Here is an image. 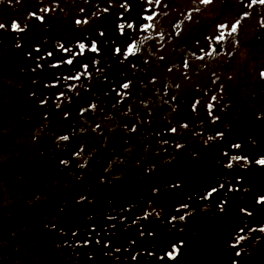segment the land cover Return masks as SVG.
<instances>
[{
	"label": "flooded vegetation",
	"instance_id": "af4514ba",
	"mask_svg": "<svg viewBox=\"0 0 264 264\" xmlns=\"http://www.w3.org/2000/svg\"><path fill=\"white\" fill-rule=\"evenodd\" d=\"M43 7L42 26L27 45L33 109L23 121L6 108L18 103L13 86L0 85V185L14 183L18 168L33 167L56 198L63 185L110 184L112 171L128 170L130 156L160 151L176 132L236 141L256 138L264 126L260 0ZM248 100L250 113H242Z\"/></svg>",
	"mask_w": 264,
	"mask_h": 264
},
{
	"label": "trees",
	"instance_id": "16d2710c",
	"mask_svg": "<svg viewBox=\"0 0 264 264\" xmlns=\"http://www.w3.org/2000/svg\"><path fill=\"white\" fill-rule=\"evenodd\" d=\"M142 184L132 181L118 195L100 198L93 206L92 217L88 218L77 206L70 214L59 213L61 218L57 224L66 232L79 226L82 239L89 244L88 247L82 245L83 248L62 244L47 250H33L31 227L42 220L39 210L47 203L38 209L36 217L30 218L26 209L19 207L15 212L13 205L19 206V202H11L0 194V264H21L30 257L38 260L36 264H220L215 261L233 258L238 228L259 223V218L251 217L249 212L239 214L238 206L247 205V198L252 196H264L263 169L242 172L236 168L226 169L217 150L197 158L185 157L181 163L163 168L159 178ZM214 187L218 191L208 198L207 192ZM150 189H157L156 199L163 206V217L172 223L170 229L177 234L179 243L185 245L175 256L179 263L171 261L170 246L164 250H157L155 246L159 243L158 229L163 232L167 224L160 226V221L149 218L139 223L135 218L143 210L147 202L144 194ZM240 194L245 198L238 200ZM180 210L187 219L189 217L190 225L185 224V218L179 219ZM134 228L147 233L134 238ZM37 239L40 240V236ZM161 254L163 260L159 259ZM1 258L7 261L3 263Z\"/></svg>",
	"mask_w": 264,
	"mask_h": 264
},
{
	"label": "rangeland",
	"instance_id": "374dc122",
	"mask_svg": "<svg viewBox=\"0 0 264 264\" xmlns=\"http://www.w3.org/2000/svg\"><path fill=\"white\" fill-rule=\"evenodd\" d=\"M4 4H8V3L5 2ZM12 5L16 6V4H12ZM20 10L21 9H18V11H20ZM9 34H11V33H9ZM11 39H14V35H7V32L3 33V32L0 31V67H1V69H3V71L0 72V73H3L5 68H8L7 69L8 73H11L12 72L11 70L17 72V74L15 73V78H16L15 80L17 81L15 83H18V85L22 86L21 88H19V90L21 91L20 95L25 100L26 105H25V107H22L21 104L17 103V105L15 107L12 106V110L15 111V110H17L19 108H21V109L24 108L23 111L20 114H28V112L31 109V107L29 106V103H30L29 101L31 100V97L29 96V91L27 90L28 82H26L25 84L20 82V79H23L24 77L23 76L21 77V75H19L22 72V70L25 68V65H24L25 64V58L23 57L22 59H20V57L17 55L19 52L15 51L14 43H13V46L11 44V42H14V41L11 40ZM13 78H14V76H13ZM24 86H26V87H24ZM187 87L188 86H181L180 87V92L184 91V89L187 88ZM32 88H35V87H32ZM36 89H37V87H36ZM6 108H7V105H6ZM17 119L23 121V117L21 115H19ZM202 140L203 139H199V140H197V142L201 143ZM191 142H193V140H190V139L180 140V139H178L176 141V146L178 147V144H182L183 143L182 144L183 147H178L177 151L172 150L170 152H168V151L167 152H159V153H155V154H151L148 151L149 153H146L144 155H142V154L140 155L139 154L140 156L138 158H139V160H142V161L150 159L152 164L160 165L161 168L163 169L165 167H168L170 164H173V163L176 164L178 162L181 163L185 157L191 156V154H189V151H187V146H188V144L190 145ZM206 142H207V140H206ZM249 142H250V138L249 137H247L243 141V143H245L246 147H247V143H249ZM257 146H258V140L256 139V148H257ZM193 152H194V154L195 153L197 154V155L195 154L194 157H200L202 154H204L203 149L194 150ZM236 161L237 160L233 159V160H230L229 162L231 164H233ZM136 162H137V159L131 160V165H133ZM243 164L245 165V163H243ZM137 165H139L138 162H137ZM137 169H138V167L136 168L135 166H134V169H131V173H130L131 178H135L136 179L137 176L140 174L139 173L140 171H138ZM34 172H35L34 169L28 168L27 171H26V178H27V182L30 180L31 183H32L31 185L34 186V188H32V190L37 192L35 194H38L40 188H37L35 186L34 179H36V177H35V175H33ZM151 174H152V172H151ZM149 180H150L149 178H144L143 182L147 183ZM74 188L75 187H73V186H71L69 188V192L67 193V198H66L67 199V201H66L67 204L66 205H70L72 203L77 205L78 202H81L82 201L81 199L84 198L83 197L84 194L87 195L88 193H90L89 191H84V194H82V192H80L77 188H75V189ZM32 192L26 193L24 195L25 197H24L23 203H26V207L29 206L28 204H32V202L35 203L29 197V195L32 194ZM150 192H152V191L149 190V192L146 193V196H145L146 200L145 201H147V198L149 197L148 194H150ZM27 196L29 198H27ZM150 196H151V194H150ZM150 200L152 202H148V203L145 202V204H146L145 208H147L146 212H150L152 215L156 214L158 216L159 215V213H158L159 210L157 208H155L156 205L158 204V203L155 202V201H157V199L154 198V200H155L154 201L153 200V196H152V199H150ZM242 206H246V205H242ZM239 214H240V212H239ZM262 217H263V220L260 218V222L261 223H263V221H264V216H262ZM242 219H243V217H242ZM187 220L189 221L187 223H189V225H190L189 217H188ZM158 221H160V226H162L164 222L167 224V226H165L163 232H161L160 228L158 229V233L156 234L157 242L161 243L159 240H164L163 242H165V241L173 242L176 239H178V236L175 233V231L170 229V228H172V225H171L172 223L169 222L167 220V218H164V220L163 219H157V222ZM133 230H134L133 232H135L134 238H136V236L139 235V231L136 228H134ZM142 230H145V227H143ZM239 237H244V236H239ZM243 240L244 241H250V239L248 237H244ZM250 248L252 250H256L255 244L251 242ZM249 252H250L249 249H247L246 251L243 252V254L240 257V261L238 262V264H252L251 260H255V259H259V258L264 261V239L257 241V251H256V253L254 255L255 256L254 258H253V256L247 257L248 256L247 253H249ZM1 260L4 263V262L7 261V258H6V260L1 258ZM36 261H38V260H34V258L30 257V258L26 259V262L24 261L21 264H36ZM4 264H6V263H4ZM90 264H94V263H90ZM227 264H231V263L228 262Z\"/></svg>",
	"mask_w": 264,
	"mask_h": 264
},
{
	"label": "snow or ice",
	"instance_id": "6c2138e0",
	"mask_svg": "<svg viewBox=\"0 0 264 264\" xmlns=\"http://www.w3.org/2000/svg\"><path fill=\"white\" fill-rule=\"evenodd\" d=\"M203 2H205V3H207V2H209V0H203ZM260 2L261 3H264V0H260ZM32 15L33 16H35L36 15V13H32ZM39 19H43V17H39ZM79 22V21H78ZM5 27V25L4 24H0V28H4ZM12 27L14 28V29H16V30H22V29H20V26H19V24H17V23H13L12 24ZM221 27H224L223 25L221 26ZM233 30H235V29H233ZM80 47H81V49H83L84 47H85V45L84 44H81L80 45ZM92 48H93V50H97L96 48H95V45L93 44L92 45ZM134 48H135V45H131V46H129V48H128V53L129 54H131L132 52H133V50H134ZM117 51H119V49L117 50ZM49 55H51V53H49ZM69 63H71V61H68ZM262 75H264V73H262ZM123 87H125V88H127L128 87V84H124L123 85ZM94 107V106H93ZM172 131H175V129H172ZM61 139H64V140H67L68 139V137L67 136H65V137H62ZM234 147H239V145H234ZM233 159L234 160H241V159H247L246 157H240V156H236V157H233ZM66 163V162H65ZM257 163H261V164H264V159H261V160H259V161H257ZM228 167H231V163L228 165ZM220 187H223V185H221ZM218 191V189L217 188H212L209 192H207V197L208 198H210V197H212V195H213V193H216ZM259 202H264V196H261V197H259ZM181 207H188L187 205H181ZM177 217H173L172 219H176ZM185 217L184 216H180L179 217V219H181V220H183ZM242 231V230H241ZM261 231H264V228H262L261 229ZM239 239H244V237H239ZM175 247V246H174ZM168 255L171 257V256H173V253H168Z\"/></svg>",
	"mask_w": 264,
	"mask_h": 264
}]
</instances>
